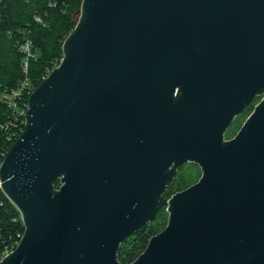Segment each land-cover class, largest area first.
<instances>
[{"label": "water", "instance_id": "95a60500", "mask_svg": "<svg viewBox=\"0 0 264 264\" xmlns=\"http://www.w3.org/2000/svg\"><path fill=\"white\" fill-rule=\"evenodd\" d=\"M0 166L25 232L0 264H264V0H83ZM178 89L177 96L175 91ZM198 182L164 197L178 167ZM60 179L62 186L55 190Z\"/></svg>", "mask_w": 264, "mask_h": 264}, {"label": "trees", "instance_id": "16d2710c", "mask_svg": "<svg viewBox=\"0 0 264 264\" xmlns=\"http://www.w3.org/2000/svg\"><path fill=\"white\" fill-rule=\"evenodd\" d=\"M82 1L0 0V161L4 160L26 129L25 122L22 123L25 115L15 114L7 101L8 94L26 81L21 98L16 100L20 109L28 110L32 94L30 86L35 85L37 89L49 65L56 59L62 61L64 58V42L78 24L72 16L80 9ZM27 39L32 41L33 56L29 60L28 72H25V54L20 46ZM13 132L15 136L9 140ZM177 178L176 174L167 185L166 192L169 194L175 192ZM25 229L19 209L0 191V256L17 246ZM133 234L134 238L128 240L130 235L117 250V259L122 264L133 262L145 250L150 238L158 234V230L153 225H144Z\"/></svg>", "mask_w": 264, "mask_h": 264}, {"label": "rangeland", "instance_id": "374dc122", "mask_svg": "<svg viewBox=\"0 0 264 264\" xmlns=\"http://www.w3.org/2000/svg\"><path fill=\"white\" fill-rule=\"evenodd\" d=\"M80 9H81V7H80ZM80 9L72 16V20L76 24L80 21V18H81ZM60 61H61V59H56L54 62H52L49 65V67L47 68V73L44 75L43 80L54 69H56L60 65V63H61ZM43 80H42V82H43ZM36 87L37 86H35V85H34V87L30 86V89L32 90V92L36 89ZM12 92L10 93V95L12 94ZM8 96H9V94H8ZM261 99H262L261 96L256 97L251 102V104L241 114L237 115V117L234 119V121L232 122V124L229 126V128L227 129V131L225 133V139L226 140H230L237 135V133L240 131L241 127L246 122V120L251 115V113L255 110L257 104L261 101ZM201 176H202V168H201L199 163H197L195 161L185 162L184 164L180 165V167H178V170H177L178 183L175 185V192L169 194L167 191L164 193V197L169 198L172 195H174L175 193L180 192L183 189H186L185 187H187V188L190 187L191 185L198 182L200 180ZM178 189H181V190H178ZM176 190H178V191L176 192ZM168 220H169V213L165 207H162L159 210L158 214L156 215L155 219L152 221H149L146 225L148 227H150L152 225L155 226L158 230V233H159L160 230L162 231L167 226ZM134 236H135V234L131 235L128 240H131L132 238H134Z\"/></svg>", "mask_w": 264, "mask_h": 264}, {"label": "built area", "instance_id": "2783aa9c", "mask_svg": "<svg viewBox=\"0 0 264 264\" xmlns=\"http://www.w3.org/2000/svg\"><path fill=\"white\" fill-rule=\"evenodd\" d=\"M38 20H41V19L38 18ZM32 48H33V44H32V41L29 40V39H27L25 42H23V43L21 44V46H20L21 51L25 54V60H24V71H25V72H28L29 60H30V58L33 56ZM62 60H63V59H62ZM61 62H62V61H61ZM26 84H27L26 81L23 82V84H22L21 86H19L16 90H14V91L12 92L11 95H9L8 100H7L8 103H9V105H11V106L14 108V110H15V114L18 115V116L21 115V114L26 115V112H27V111H24V110H22V109L19 108V102H18V100H16L17 98H21V95L23 94L24 89H25V88H24V85H26ZM177 93H178V89H176V91H175V96H177ZM258 96H261L262 99H261V101H260L257 105H259V104L264 100V93L259 94V95H257L256 97H258ZM256 97H255V98H256ZM27 106H28V105H27ZM23 122H25V124H26V118H24V120H22V123H23ZM13 136H15V132H13L11 136H9V140H12ZM224 139H225V136H224ZM225 140H226V139H225ZM6 156H7V155H6ZM4 159H5V158H4ZM2 162H3V160L0 161V166H1ZM61 186H62V183H61L60 179H58V181L54 183V188H55V190H59ZM0 191L3 192V189H2V180H1V178H0ZM3 193H4V192H3ZM172 196H173V195H172ZM172 196H171V197H172ZM171 197L167 198L168 201L171 199ZM165 208H166V210L168 211V213L170 214V212H169V210H168V205L165 206ZM22 236H23V235H22ZM22 236H21V238H22ZM21 238H20V240H21ZM19 242H20V241H19ZM19 242H18V244H19ZM18 244H17V246H18ZM17 246H16V247H17ZM16 247L13 248V249H11V250H6V251L0 256V261H2V260H3V259L9 254V253L13 252V251L16 249Z\"/></svg>", "mask_w": 264, "mask_h": 264}, {"label": "flooded vegetation", "instance_id": "af4514ba", "mask_svg": "<svg viewBox=\"0 0 264 264\" xmlns=\"http://www.w3.org/2000/svg\"><path fill=\"white\" fill-rule=\"evenodd\" d=\"M246 108H247V107H246ZM246 108H245V109H246Z\"/></svg>", "mask_w": 264, "mask_h": 264}]
</instances>
